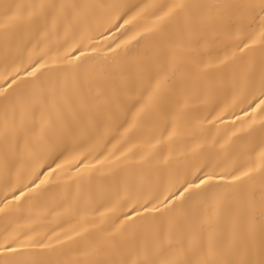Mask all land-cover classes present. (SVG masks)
<instances>
[{"label":"bare ground","instance_id":"6f19581e","mask_svg":"<svg viewBox=\"0 0 264 264\" xmlns=\"http://www.w3.org/2000/svg\"><path fill=\"white\" fill-rule=\"evenodd\" d=\"M261 101L264 0H0V264H264Z\"/></svg>","mask_w":264,"mask_h":264},{"label":"snow or ice","instance_id":"6c2138e0","mask_svg":"<svg viewBox=\"0 0 264 264\" xmlns=\"http://www.w3.org/2000/svg\"><path fill=\"white\" fill-rule=\"evenodd\" d=\"M261 103H264V101H261ZM238 179V177H237ZM204 181L202 180L201 181V184H203ZM199 185H196V184H191L190 187H198ZM188 189H185V191H187ZM4 251H8V252H16L17 251V248L16 247H12V246H9L7 247L6 249H4Z\"/></svg>","mask_w":264,"mask_h":264}]
</instances>
